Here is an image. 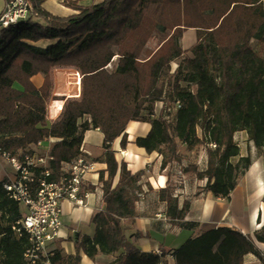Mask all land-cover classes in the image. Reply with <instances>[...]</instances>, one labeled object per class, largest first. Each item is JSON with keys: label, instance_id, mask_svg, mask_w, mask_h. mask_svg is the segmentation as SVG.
<instances>
[{"label": "trees", "instance_id": "16d2710c", "mask_svg": "<svg viewBox=\"0 0 264 264\" xmlns=\"http://www.w3.org/2000/svg\"><path fill=\"white\" fill-rule=\"evenodd\" d=\"M14 1L5 0V5ZM31 1L27 20L7 27L0 23L1 152L17 156L45 139H60L50 151L49 180L57 181L62 165L83 154L84 133L99 129L105 153L98 161L107 164L108 172L107 179L100 173L105 210L92 219L95 236L79 235L75 255L56 248L47 260L81 264L82 253L94 260L121 252L111 264H166L164 251L161 256L143 253L137 245L142 236L136 234L133 242L126 235L123 223L135 221L137 203L153 189L144 183L147 171L132 174L125 162L118 163L112 145L122 137L126 149L127 125L149 123V134L135 144L159 154L161 171L181 166L183 176L206 181L204 192L229 201L252 164L250 156L241 157L235 135L246 132L264 150V57L252 46V41L264 46V0H100L91 5L72 0L65 1L66 7L76 14L65 17L47 11L43 5L48 0ZM188 29H196L197 43L184 50L181 39ZM153 37L159 40L155 49L148 47ZM40 41L52 43L33 45ZM57 68L81 75V95L67 99L61 117L48 126ZM37 74L45 77L41 88L31 81ZM157 103L163 104L159 115ZM85 117L90 120L79 124ZM201 146L206 169L197 163L183 166L182 147L194 151ZM8 182L0 181V264H25L28 238H17L12 230L23 211L9 198ZM177 189L169 176L160 201L173 226L194 229L196 223L185 222L191 202L180 207ZM257 243L264 245V227L255 239L219 227L188 239L172 256L176 264H244L248 254L264 261Z\"/></svg>", "mask_w": 264, "mask_h": 264}, {"label": "crops", "instance_id": "0c3cea01", "mask_svg": "<svg viewBox=\"0 0 264 264\" xmlns=\"http://www.w3.org/2000/svg\"><path fill=\"white\" fill-rule=\"evenodd\" d=\"M63 1L64 0H48L44 3L43 7L50 13L62 17L76 14V11L63 6L61 4ZM79 5H82V3L79 2ZM34 20L42 22L38 18H34ZM51 43L50 41H40L33 45L45 48ZM196 43V29L187 30L181 39L182 48L184 50H189ZM255 51L264 57L263 44L259 43V48L255 49ZM76 73L78 72L75 70L64 68H57L53 71V88L47 104L46 118L48 126H51L62 115L63 110H56L55 106L63 104L64 109L67 99L78 97H69L67 93L71 91L68 86L69 83L74 85V83L77 82L78 77ZM31 81L37 88H41L44 84L45 77L42 74H37L32 77ZM17 88L19 87L17 86ZM59 95L63 96L65 100L55 99ZM162 107V103L156 104L157 115L160 114ZM53 117L56 118L53 119ZM87 119L90 120L89 117H85V119L79 121V124H82V122ZM132 124H136V126L133 128V132H129L128 129ZM150 130L151 125L149 123L130 122L125 131L128 135L129 142L126 149L121 148L122 137L116 139L112 145V150L115 152L118 163L121 165L122 162H125L128 170L132 174L141 170H146L148 175H146L144 183L149 182L153 189L137 203V217L135 221L130 224L123 223L126 235L129 236L133 242L136 241V234L142 236L137 240L140 251L155 256H161L162 251H164L166 254V264H176L172 256L174 249L179 248L190 238H195L204 232L219 227H228L255 239V234L264 227V150L257 149L254 143L249 141L246 132H238L235 135L241 139L242 137H246L247 144L251 149L250 152H244L237 141H235L240 148L241 157L250 156L252 164L245 175L239 179L238 185L232 192L229 201L217 199L212 193L204 192L203 189L201 190L203 193L199 195V197L191 199L188 193V188L190 186L188 182L192 183L195 181L196 183H202L204 181H197L194 177L189 178L188 176H183L185 177V186H183V189H177L175 196L179 198L180 207H182L185 200L191 202V208L185 218V222H194L197 224L194 229H183L171 224L166 213L167 206L160 201L159 191L167 186L170 169L161 171L162 158L159 154H148L144 149L139 148L135 144L137 138L146 137ZM104 138V134L99 129L92 128L84 133L82 149L86 160L92 164V169L84 178L83 189L80 194L83 205L75 206L68 200L62 203L63 226L59 232L58 238L53 244L54 249L59 248L66 255L76 254V238L79 235L89 236L91 238L95 236L96 226L93 224L92 219L97 213L105 210L103 189L99 182V178L101 172H105V178H108L107 164L98 161L105 153ZM52 139H54L53 143L50 144L48 139H45L43 140V148L37 149L33 145L30 151L35 150L41 155L51 151L54 144L60 141L58 138ZM130 153H132L134 158H128ZM5 161L7 160L0 156V181L8 179L10 182L14 179L15 171H13L14 169L10 171ZM193 163L199 165V162ZM183 166H185V164H183ZM179 167L181 168V166ZM206 167L207 154L205 165L202 170H205ZM119 179L120 171L113 181V188H116ZM197 185L203 187V185ZM92 187H94V189H91ZM145 190L147 191L146 187ZM257 246L264 257V245L257 243ZM120 253L121 252L114 256L99 254L94 260H91L82 253L81 264H111ZM244 264H264V261L254 254H248L244 258Z\"/></svg>", "mask_w": 264, "mask_h": 264}, {"label": "built area", "instance_id": "2783aa9c", "mask_svg": "<svg viewBox=\"0 0 264 264\" xmlns=\"http://www.w3.org/2000/svg\"><path fill=\"white\" fill-rule=\"evenodd\" d=\"M32 8L31 0L11 2L0 18L1 26L7 27L27 20ZM80 84L77 81L78 97ZM55 109L62 111L63 104L55 106ZM48 142L51 144L54 139L49 138ZM43 144L44 141H40L34 146L41 149ZM81 151L83 152V149ZM0 156L6 159L15 171L14 179L6 183L4 188L9 198L16 201L23 211L21 219L12 226V230L17 238L24 235L28 238L24 262L51 264L47 258L53 254V244L63 226L62 203L68 200L75 206L83 205L80 194L84 178L91 171L92 164L86 160L83 152L72 163L62 165V173L57 181H50V162L53 160L50 151L41 155L33 150L11 156L1 152L0 148Z\"/></svg>", "mask_w": 264, "mask_h": 264}, {"label": "rangeland", "instance_id": "374dc122", "mask_svg": "<svg viewBox=\"0 0 264 264\" xmlns=\"http://www.w3.org/2000/svg\"><path fill=\"white\" fill-rule=\"evenodd\" d=\"M65 1H72V0H64L63 2H61V4L63 6H66ZM78 1L81 2L82 5H91L93 3L99 2L100 0H78ZM5 4H6L5 0H0L1 12L4 11L3 9L5 8ZM158 41H159L158 38L153 37L151 39L150 43L148 44V47L151 49H155L158 45ZM252 46H253V48L258 49L259 43L253 41ZM179 62H180L179 60H176L175 62L172 63V65H171L172 73L175 72V70L177 69ZM113 67H114V65L111 66L110 69H113ZM60 69H62V68H60ZM69 70H73V69H69ZM77 77L80 78L79 73L77 74ZM72 78H73V76H72ZM81 79H82V77H81ZM74 85H76V84H74ZM74 85H68L71 89L70 92H72V93H74V89H75ZM80 90H81V84H80ZM61 93H63V92H61ZM80 95H81V91H80ZM80 95H79V97H80ZM62 98H64V97L59 95L55 99L61 100ZM235 140L241 146V149L244 150V152H250L251 149H250L249 145L247 144L246 137H242V139H241L240 137L235 136ZM181 154L183 156V164L188 165L189 163L199 162L200 168L201 169L204 168L205 160H206V150H205L204 146L198 147L194 151H188L186 147H182ZM237 160L238 159H234L233 162L236 163ZM5 162L8 164L9 170L12 171L13 168L9 164V162H7V161H5ZM179 172H181V168L178 165H176L172 169H170V179H171V182L173 183V185L177 186L178 189H183V186H185V177H183V175ZM147 175H148V173H147ZM188 177L193 178L192 176H188ZM188 183L190 184V186L188 188V193H189V196L191 199L197 198V197H199V195H201L203 193L201 190L205 186V181L202 183H196L195 181H193L192 183H190V182H188ZM197 184L203 185V187H199ZM194 192H195V194H194Z\"/></svg>", "mask_w": 264, "mask_h": 264}, {"label": "bare ground", "instance_id": "6f19581e", "mask_svg": "<svg viewBox=\"0 0 264 264\" xmlns=\"http://www.w3.org/2000/svg\"><path fill=\"white\" fill-rule=\"evenodd\" d=\"M77 81H78L79 84H80L81 79L78 77ZM74 84H76V83H74ZM69 85H71V83H69ZM74 86H76V85H74ZM79 88H80V85H79ZM76 93H78V91H77ZM71 94H72V92L69 91V92H68V96L70 97ZM134 126H136V124H132V125L129 127L128 131H129V132H133V128H134ZM128 158H134L133 155H132V153H130V154L128 155Z\"/></svg>", "mask_w": 264, "mask_h": 264}, {"label": "water", "instance_id": "95a60500", "mask_svg": "<svg viewBox=\"0 0 264 264\" xmlns=\"http://www.w3.org/2000/svg\"><path fill=\"white\" fill-rule=\"evenodd\" d=\"M78 73H76L77 75ZM78 90H77V82H76V86H75V89H74V93L71 94V96L73 97H76L78 95V93H76Z\"/></svg>", "mask_w": 264, "mask_h": 264}]
</instances>
